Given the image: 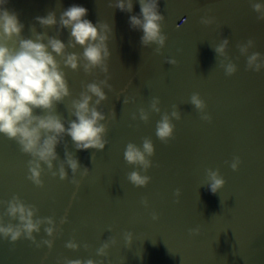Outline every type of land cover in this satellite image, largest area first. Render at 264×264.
<instances>
[{
  "label": "water",
  "instance_id": "1",
  "mask_svg": "<svg viewBox=\"0 0 264 264\" xmlns=\"http://www.w3.org/2000/svg\"><path fill=\"white\" fill-rule=\"evenodd\" d=\"M108 3L9 0L5 5L18 13L25 38L32 36V25L37 32L56 35L58 26L45 29L34 18L54 10L59 19L72 4L86 7L85 18L94 24L107 21L113 28L108 41L109 83L113 89L105 88L108 99L100 105L108 126L109 143L104 150H77L71 137L65 136L68 150L90 170L83 177L77 173L81 180L78 190L70 183V168L68 179L60 180L46 172L42 176L44 186H35L27 179L30 157L14 140L0 134V200L18 194L39 208V216H55L59 223L67 214L69 220L60 225L63 233L57 232L51 250L47 246L37 249L23 238L14 246L0 238V264H57L62 257L104 259L105 264H264V69L246 70V57L236 47L253 38L255 47L249 52L264 54V20L257 19L249 0H159V10L165 16L163 31L168 37L160 55L154 51L155 44L143 47L142 30L129 25L130 15L140 13L138 0H133L131 13L111 8ZM209 7L213 12L208 15L217 20L203 25L200 18ZM69 35V29H61L58 38L67 44ZM225 37L230 42L229 56L238 66L232 76H226L218 66L222 58L217 60L211 47ZM82 50L79 46L69 49ZM166 57L178 63L168 64ZM64 71L71 96L58 104L56 111L68 120L75 117L69 115L66 106L79 96L82 84L103 79L104 74L99 69L91 75L82 68ZM194 92L205 100L211 122L201 120L188 103ZM124 96H136L135 103L124 104ZM153 96L160 97L162 112H170L171 105L178 104L182 114L180 120L173 119L174 139L168 144L155 134L160 114L152 112L147 123L131 119L133 112L138 116L140 107L148 108ZM146 136L154 143L155 155L150 158L153 166L142 174L151 180L147 186L135 187L127 173L136 166L126 163L124 151L127 143L141 145ZM56 150L63 160L64 145ZM234 156L241 159L236 171L230 167ZM54 165L58 167L55 161ZM207 168H218L226 181L215 194L207 185L201 186L208 183ZM176 188L182 190L179 203L174 202ZM142 197H147V207L141 203ZM153 212L159 214L158 220L152 219ZM197 226L201 227L200 234L190 235L188 229ZM125 231L133 232L130 245L124 239ZM35 235L37 240L47 238L43 226ZM110 235L117 243L109 248V257L97 256L96 249ZM73 237L81 245L78 250L65 247ZM85 242L90 245L87 250Z\"/></svg>",
  "mask_w": 264,
  "mask_h": 264
},
{
  "label": "clouds",
  "instance_id": "2",
  "mask_svg": "<svg viewBox=\"0 0 264 264\" xmlns=\"http://www.w3.org/2000/svg\"><path fill=\"white\" fill-rule=\"evenodd\" d=\"M8 2L9 0H0V134L14 140L19 150L30 157L27 161V179L35 186L41 188L44 186L42 176L46 172L53 177L58 176L60 180L68 179L70 168L72 173L70 183L78 190L81 180L77 178V173L83 177L87 176L90 170L80 164L75 152L68 150L65 136L71 137L77 150L102 151L109 143L106 138L108 126L104 123L107 115L100 109V105L108 99L105 88L113 89V85L109 83L111 74L108 64L111 58L108 41L113 36V28L107 21H97L94 24L85 18L88 14L86 7L72 4L60 13L59 19L54 10L45 16L34 18L42 28L58 26L56 35L50 36L46 31L37 32L35 25H32L30 28L32 36L25 38L22 35L24 24L16 11L5 7ZM138 3L140 13L130 15L129 25L132 29L142 30L140 43L143 47L155 44V53L162 55L168 37L163 31L165 16L159 10V0H138ZM249 3L252 10L257 13V19L264 20V3L257 0H249ZM108 6L131 13L133 0H109ZM211 12L212 8L205 9L206 14L200 18L201 24L216 23L217 18L208 15ZM61 29L70 30L67 44L58 38ZM77 46L83 49L82 52L69 51L70 48L76 49ZM229 46V38L226 37L215 46L211 45L217 60L218 57L222 58L218 60V66L224 70L226 76H232L238 70L237 64L227 51ZM236 47L240 54L246 57V70L260 72L264 69V54L259 51L249 52L255 47L253 38H249L246 43H237ZM165 62L171 65L178 63L172 57H166ZM64 68L73 71L82 68L88 75L99 69L104 74L103 79L97 78L82 84L83 90L79 96L66 106L69 115L75 117L68 120L56 111L57 105L71 96ZM135 101L136 96H124L123 103ZM188 103L198 111L201 120L211 122V114L205 111L207 104L198 92L191 94ZM160 104V97L153 96L148 108L140 107L138 116L133 112L131 119L147 123L152 112L160 114L155 134L162 143L168 144L174 139L173 119L180 120L182 114L178 104H172L170 112L167 110L162 112ZM111 115L115 119L114 110ZM60 144L64 145L63 160L56 150ZM154 155L155 146L151 137H142L141 145L127 143L124 160L127 164L136 166L135 170L127 173V179L135 187H144L150 182L151 177L142 173H147L153 166L150 158ZM54 161L58 167L54 165ZM240 163V157L234 156L230 163L231 169L238 170ZM206 177L208 183L201 186L207 185L213 194L226 183L218 168L215 170L207 168ZM181 191L180 188L174 190L175 203L180 202ZM141 203L147 207V197H142ZM0 206L3 207V211L0 212V238L9 241L13 246L23 238L31 241L37 249L47 246L51 250L57 232L63 233L60 225L69 222L67 214L59 218V223L55 216H39V208L35 204L26 203L18 194H14L9 200H0ZM152 219L158 220L159 214L153 212ZM42 226L47 238L37 240L35 234L41 232ZM108 231H111V227ZM188 232L190 235H199L201 227L189 228ZM124 239L126 244L130 245L133 232L125 231ZM116 243V237L110 235L96 249V255L108 258L109 248ZM65 247L78 250L81 245L73 237L66 241ZM83 247L87 250L90 245L85 242ZM57 264H105V262L104 259L62 257L57 259Z\"/></svg>",
  "mask_w": 264,
  "mask_h": 264
}]
</instances>
